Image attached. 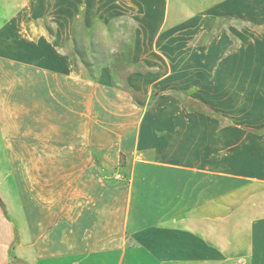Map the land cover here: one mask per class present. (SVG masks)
<instances>
[{
    "label": "crops",
    "instance_id": "crops-1",
    "mask_svg": "<svg viewBox=\"0 0 264 264\" xmlns=\"http://www.w3.org/2000/svg\"><path fill=\"white\" fill-rule=\"evenodd\" d=\"M132 3L86 1L81 17ZM158 3L127 89L59 48L81 0H0V264H264V30L239 32L232 52L226 27L208 32L219 17L262 21L264 0ZM197 23L207 45L183 47Z\"/></svg>",
    "mask_w": 264,
    "mask_h": 264
},
{
    "label": "rangeland",
    "instance_id": "rangeland-1",
    "mask_svg": "<svg viewBox=\"0 0 264 264\" xmlns=\"http://www.w3.org/2000/svg\"><path fill=\"white\" fill-rule=\"evenodd\" d=\"M90 0H81L82 6L84 8L78 11L79 16L74 20L72 28L71 38L60 44L59 48L65 50L73 61L75 70L78 73H82L86 78H91L93 80L98 79L101 68H108L113 74V80L115 84L123 86L128 89L126 84L123 82L124 75L131 69V52L134 45L135 34L140 29H146L150 27H158L156 23L157 18L160 15L156 10H160V4L152 3L151 7L155 5V8H147L146 0H132L133 3L129 9V14L123 13L115 15L113 18L103 21L100 18L95 19L91 25H87L83 18L81 17L82 12L86 10L85 2ZM125 1V0H116ZM154 1V0H149ZM111 11V9H109ZM51 11L41 14L39 26L40 31L48 38L54 32V24L51 21ZM157 13L155 22H150L152 15ZM237 16H230L229 18L219 17L215 20V24L211 26L208 30L210 34L214 35L221 32L225 27L229 37L227 36V41L231 46L229 51L232 52L236 48L239 42L238 33L246 30L244 35L250 38L253 35L262 34L264 30V19L262 21L255 20L254 17H245L241 19ZM145 21L148 23H143ZM205 24H195L193 28L192 24L186 25L185 32L187 35L180 40L183 47L188 45L197 44L202 46L207 45L209 39L201 38V36L195 35L199 31H206L204 29ZM207 26V25H206ZM148 30V29H147ZM163 44L168 43V46L175 47L177 40L174 29L165 30V34L162 35ZM204 46V45H203ZM227 47V46H226ZM217 58H223L219 56ZM135 101L138 104H142L144 100V94L137 89H130ZM190 107L195 106L193 103L188 104Z\"/></svg>",
    "mask_w": 264,
    "mask_h": 264
},
{
    "label": "built area",
    "instance_id": "built-area-1",
    "mask_svg": "<svg viewBox=\"0 0 264 264\" xmlns=\"http://www.w3.org/2000/svg\"><path fill=\"white\" fill-rule=\"evenodd\" d=\"M114 177H115L116 179H122V178H123V175H122L120 172H117V173L114 175Z\"/></svg>",
    "mask_w": 264,
    "mask_h": 264
},
{
    "label": "trees",
    "instance_id": "trees-1",
    "mask_svg": "<svg viewBox=\"0 0 264 264\" xmlns=\"http://www.w3.org/2000/svg\"><path fill=\"white\" fill-rule=\"evenodd\" d=\"M0 206H1V208L3 209V211L6 212L5 207H4V204H3V202L1 201V199H0Z\"/></svg>",
    "mask_w": 264,
    "mask_h": 264
}]
</instances>
